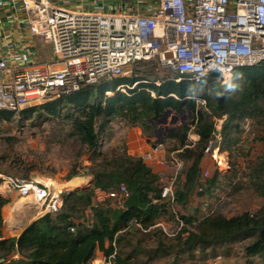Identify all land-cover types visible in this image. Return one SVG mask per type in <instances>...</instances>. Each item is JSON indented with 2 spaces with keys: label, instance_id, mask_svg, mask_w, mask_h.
Returning <instances> with one entry per match:
<instances>
[{
  "label": "trees",
  "instance_id": "16d2710c",
  "mask_svg": "<svg viewBox=\"0 0 264 264\" xmlns=\"http://www.w3.org/2000/svg\"><path fill=\"white\" fill-rule=\"evenodd\" d=\"M219 77V72H211L196 84L189 75L176 72L174 77L153 78L147 73L136 72L115 76L100 84L85 85L41 106L23 108L22 113L26 116L44 108L48 115L70 120L73 133L89 151L92 164L87 175L92 176L91 185L62 192V206L33 220L17 237L3 235L4 207L12 199L0 191V251H3L0 264H90L98 251L105 256L116 252L114 264H130V255L119 254L113 242L116 241L117 245L135 219L146 228L156 224L169 204L160 200L163 182L159 173L143 157L131 155L126 150L109 157L100 149V131L110 119L119 118L131 126L140 127L150 145L176 139L177 145L167 151L180 150L183 157L187 154L192 160L185 172L184 183L178 184L175 190L177 204L185 206L196 185L201 187V192H207L217 182V177L210 179L204 188L198 181L205 149L217 129L216 118L224 119L221 148L230 155L229 169L232 167L231 152L240 141L241 133L245 132L247 121L253 139L264 142V61L238 68L232 80L235 84H223ZM121 85L127 87L125 91L120 89ZM222 87H232L233 90L224 92ZM199 98L205 99V104L197 103ZM167 111H190L193 118L190 124L172 127L161 134L160 140H156L159 122ZM13 115L14 111L0 110V120H10ZM191 124L199 135L195 148L186 146ZM216 171L217 174L223 172ZM78 175L71 170L68 180ZM250 179L255 191L264 198V160L255 165ZM2 181L0 177V184ZM121 184L129 192L123 204L117 207L101 203L95 205L96 189L112 191ZM154 199L159 201L154 202ZM87 208L92 216L89 220L80 218ZM180 218L183 226L176 236V247L185 250L199 247L204 251L251 236L252 240L245 245L247 255L264 257V230L258 229L264 226V203L254 212L247 210L230 217L215 213L202 218L195 215H180ZM187 225H194V228Z\"/></svg>",
  "mask_w": 264,
  "mask_h": 264
},
{
  "label": "built area",
  "instance_id": "2783aa9c",
  "mask_svg": "<svg viewBox=\"0 0 264 264\" xmlns=\"http://www.w3.org/2000/svg\"><path fill=\"white\" fill-rule=\"evenodd\" d=\"M0 30L5 32L0 38V110L14 112L127 74L126 68L142 60L189 75L196 84L211 72H219V80L229 84L238 68L264 61V0H94L91 7L58 0H0ZM34 38L44 43L48 58L39 54ZM221 128L218 124L205 149L217 170L229 168L231 162L221 148ZM245 128L251 129L249 121ZM179 151L168 152L157 142L143 159L175 166V176L162 185L160 200L183 226L175 198V180L185 165ZM0 188L30 195L51 212L63 204L61 194H51L38 180L8 177ZM128 196L124 184L112 191L96 189L95 205L105 198L123 204ZM133 225L165 230L161 222L146 228L135 219L129 227ZM113 246L117 248L116 241ZM115 253H103L92 262L114 264ZM220 257L210 264H218Z\"/></svg>",
  "mask_w": 264,
  "mask_h": 264
},
{
  "label": "rangeland",
  "instance_id": "374dc122",
  "mask_svg": "<svg viewBox=\"0 0 264 264\" xmlns=\"http://www.w3.org/2000/svg\"><path fill=\"white\" fill-rule=\"evenodd\" d=\"M126 70L128 75L136 72L147 73L150 78L175 76L173 69L161 67L155 60H142L129 66ZM109 80L104 79L101 82ZM233 82L231 81L230 84ZM126 88L123 85L120 87L124 91ZM222 90L228 92L233 88L224 89L222 87ZM45 102L47 101L30 106H41ZM197 103H199L198 99ZM192 118L193 114L190 111L169 112L166 115V122H161V120L159 122L156 140H160L161 134L172 127L190 124ZM215 120L217 125L221 124L222 126L224 119L216 118ZM100 123L101 120L98 124ZM134 127L138 126H131L119 118L110 119L100 131V149L109 157L113 153L125 150L131 155L143 157V154L149 150L148 144L150 143L147 142L142 129L139 127L140 130H138ZM244 129L245 132L241 133L240 141L231 152L232 167L230 169H225L217 174L213 158L205 155L198 181L203 184L204 188L210 179L217 177V182L211 191L207 192H201L200 187L196 185L190 195L189 202L185 206L177 204L179 215H195L202 218L208 214L223 213L230 217L247 210L254 212L264 203V198L255 191L250 179V173L254 171L255 165L264 160L262 158L264 157V142L256 138L253 139L252 130L248 131L245 125ZM198 139L194 125L191 124L186 138V146L195 148ZM164 145L167 150L177 145V140L169 139L164 142ZM178 154L184 158L185 165L177 175L176 187L178 184L184 183L185 172L192 161L190 157H187V154L186 157H183L181 153ZM144 160L147 164L156 163L157 166H160L159 169H156L159 170L158 173L163 184L169 183L176 174L175 166L169 161L162 165L147 158ZM91 164L86 144L73 133L71 122L67 118L48 115L44 108H38L33 111L31 116H26L21 110L14 112L10 120H0V177L3 180L8 177L38 180V182L48 185L51 194L55 191L61 194L72 186L89 188L92 176L87 173L90 171ZM71 170L78 172L79 175L68 180ZM205 170H209L208 176L204 174ZM2 191L14 201L11 204V211H4L3 235L11 230L13 232L19 229L27 222V219L42 211H48L32 196L24 203L17 204L23 197L18 193V190L2 188ZM101 204H109L112 207L120 205L117 199L108 198L103 199ZM14 206L20 210H27V213H22V217L14 218ZM87 209L80 218L89 220L90 212ZM160 222L165 225V230L160 225L153 226L148 230H142L136 225L129 227L117 242L116 247L119 254L130 255V264H210L218 256H221L220 259H217L218 264H264L263 256H248L245 251V245L253 238L251 236H243L204 251H201L199 247L185 250L175 246L178 242L176 236L182 226L171 207L167 206L166 211L161 214L157 220V223ZM187 227L193 229L194 225H187ZM2 254L1 250L0 257ZM102 254L103 252L96 257Z\"/></svg>",
  "mask_w": 264,
  "mask_h": 264
},
{
  "label": "crops",
  "instance_id": "0c3cea01",
  "mask_svg": "<svg viewBox=\"0 0 264 264\" xmlns=\"http://www.w3.org/2000/svg\"><path fill=\"white\" fill-rule=\"evenodd\" d=\"M58 1H61L63 3H66L68 6H71V7H79V6H83V7H91L94 3V0H58ZM4 16H8L5 15V12H4ZM8 18V17H7ZM5 35V32H2L0 30V38L3 37ZM35 42V45H36V48L38 49L39 51V54L42 56V57H45V58H48L50 56L49 52L45 49V46H44V43L41 42L39 39L37 38H34V40H32ZM0 43H2L0 41ZM136 128V127H134ZM136 129L140 130L139 127H137ZM197 137L199 138V135L196 133ZM151 145L148 144V148L150 149ZM204 162V158H203V161L202 163ZM152 167V169L155 171V172H158L159 170V167L160 166H157L156 163L154 164H148ZM156 166V167H155ZM158 168V169H156ZM75 187H78V186H72L71 188H67L66 191H69L71 189H74ZM0 191H2V188H0ZM4 191V190H3ZM12 202L14 201H11L10 203H8L5 207H4V211L8 212V211H11L12 207H11V204ZM15 204V203H14ZM16 206L13 207V211H14V218L16 217H22L23 214L22 213H27V210H20L19 208H15ZM88 212H90V215L89 217H91V211L90 209H87ZM46 211H42L41 213H39L38 215H35L33 217H31L30 219H27V222L24 223L22 226H20L19 229H16L12 232L9 231L8 233L6 232V235H4L5 237H17L20 235V233L23 231V229L29 224L31 223L33 220L37 219L38 217H40L41 215H43ZM99 253H102L101 251H98V254ZM97 254V255H98Z\"/></svg>",
  "mask_w": 264,
  "mask_h": 264
},
{
  "label": "bare ground",
  "instance_id": "6f19581e",
  "mask_svg": "<svg viewBox=\"0 0 264 264\" xmlns=\"http://www.w3.org/2000/svg\"><path fill=\"white\" fill-rule=\"evenodd\" d=\"M28 198H30V195H28V196H23V197L18 201L17 204H22V203H24L25 200L28 199ZM32 201H33V200H32ZM31 215H32V214H31Z\"/></svg>",
  "mask_w": 264,
  "mask_h": 264
},
{
  "label": "water",
  "instance_id": "95a60500",
  "mask_svg": "<svg viewBox=\"0 0 264 264\" xmlns=\"http://www.w3.org/2000/svg\"><path fill=\"white\" fill-rule=\"evenodd\" d=\"M170 111H167L166 112V114H165V118H163L162 120H161V122H166V115L169 113ZM260 231H262V230H264V226H261V227H259L258 228Z\"/></svg>",
  "mask_w": 264,
  "mask_h": 264
}]
</instances>
